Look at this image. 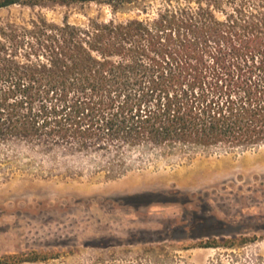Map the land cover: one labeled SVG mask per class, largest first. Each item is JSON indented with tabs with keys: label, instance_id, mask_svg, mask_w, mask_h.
I'll use <instances>...</instances> for the list:
<instances>
[{
	"label": "trees",
	"instance_id": "trees-1",
	"mask_svg": "<svg viewBox=\"0 0 264 264\" xmlns=\"http://www.w3.org/2000/svg\"><path fill=\"white\" fill-rule=\"evenodd\" d=\"M22 3L31 4L0 0V9ZM27 34L23 61L0 46V174L19 159L90 158L116 178L134 151L264 146V19L219 22L173 7L148 20L42 22Z\"/></svg>",
	"mask_w": 264,
	"mask_h": 264
},
{
	"label": "rangeland",
	"instance_id": "rangeland-1",
	"mask_svg": "<svg viewBox=\"0 0 264 264\" xmlns=\"http://www.w3.org/2000/svg\"><path fill=\"white\" fill-rule=\"evenodd\" d=\"M27 1L0 9V46L18 61L42 22L148 20L173 7L219 22L264 19V0ZM127 162L116 178L90 158L14 162L0 174V262L38 254L49 260L31 264H264V146L140 150Z\"/></svg>",
	"mask_w": 264,
	"mask_h": 264
}]
</instances>
